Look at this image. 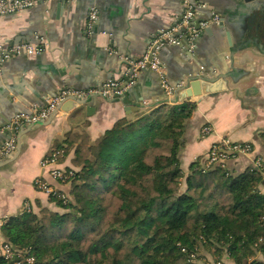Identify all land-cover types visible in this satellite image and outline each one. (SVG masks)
<instances>
[{"label": "crops", "instance_id": "crops-1", "mask_svg": "<svg viewBox=\"0 0 264 264\" xmlns=\"http://www.w3.org/2000/svg\"><path fill=\"white\" fill-rule=\"evenodd\" d=\"M199 1L207 8L198 12L192 28L199 29L201 18L210 19L211 13L221 20L201 31L194 49L189 40L184 42L187 33H180L181 0H52L0 18V42L6 50L33 43L36 37L48 45L43 54L13 55L0 62V148L9 139V124L18 113L46 106L63 89L99 91L109 81L120 83V89L129 82L126 71L130 62L140 60L156 38L167 32L180 37L179 45L159 52L168 82L175 88L171 97L158 73L143 70L122 92L112 91L108 98H93L88 106L59 111L51 122L22 133L16 160L0 168V240H4L2 227L9 220L27 213L26 204L37 215L45 209L64 212L46 193L37 190L34 182L40 178L57 190L70 192L71 185L52 178V167L41 166L42 160L55 151L53 147L63 145L70 133L87 134L93 143L119 120L135 121L165 104L195 102L197 110L186 122L180 152L185 176L192 172L191 165L202 164L212 145L222 139L251 143L253 147L251 155L227 163L232 175L252 168L256 158L264 159V0ZM93 8L98 20L89 32L87 21ZM227 73L233 76L222 79L227 89L188 101L179 99L190 77L218 78ZM207 85L201 81L199 91L205 92ZM206 125L212 126L214 133L204 137ZM18 140L19 134L17 148ZM72 160L70 152L58 168L79 171ZM261 191L264 193V185ZM254 259L264 264L263 254H256ZM203 260L236 264L226 254L222 262L215 263L204 252Z\"/></svg>", "mask_w": 264, "mask_h": 264}, {"label": "trees", "instance_id": "trees-1", "mask_svg": "<svg viewBox=\"0 0 264 264\" xmlns=\"http://www.w3.org/2000/svg\"><path fill=\"white\" fill-rule=\"evenodd\" d=\"M196 110L195 102L165 104L119 120L93 143L70 133L53 148L64 152L59 162L73 152L80 168L73 201L51 198L64 212L10 219L4 239L29 248L35 264H212L204 252L215 263L226 254L263 264L254 257L264 255V174L204 171L200 161L183 173L184 129Z\"/></svg>", "mask_w": 264, "mask_h": 264}, {"label": "built area", "instance_id": "built-area-1", "mask_svg": "<svg viewBox=\"0 0 264 264\" xmlns=\"http://www.w3.org/2000/svg\"><path fill=\"white\" fill-rule=\"evenodd\" d=\"M52 0H0V18L12 15H18L25 11H28L37 5L47 4ZM73 1V0H66ZM183 7V17L180 29H186V35L188 37L190 46L194 49L196 39L200 36L201 31H204L212 25L220 23V16L216 13H211V18L203 20L199 23V29L191 27V22L197 17L198 12L204 8H207V4L201 3L199 0H181ZM98 20V12L93 8L90 12L87 28L89 32H92L96 21ZM177 32V30H176ZM180 44V37H176L173 32H167L161 34L149 47L147 53L137 62H130V68L126 71L129 79V85L135 83L139 73L143 70H151L160 76L162 87L168 97H171L175 88L170 85L167 79V75L164 66L159 58V52L166 47L177 46ZM47 44L44 39L36 37L33 43L19 45L11 50L3 48L0 42V62L5 61L9 56L13 55H40L47 51ZM120 87V83L115 81H109L103 86L101 91L87 90L80 91L72 88L63 89L56 97L48 100L47 105L41 108L34 107L29 112L18 113L12 120L13 134L11 138L4 142L0 148V162L6 159L12 158L17 150V135L19 131L26 126L34 125L42 120H47L56 106L61 102L70 98H86L95 93H103L109 95L115 89ZM11 128V127H10ZM214 133V129L210 125L204 126L202 135L204 137L210 136ZM63 151H54L49 156L45 157L41 166L43 168H51L50 174L53 179L62 185H71L75 178V170L73 169H60L58 168L60 157L63 156ZM253 153V147L251 143H238L229 139H222L212 145L209 152L205 155L202 165L203 170H211L216 167L227 169V163L238 157L251 155ZM254 169L264 174V159L258 157L253 163ZM37 190L46 193L50 198L57 199L63 204L71 202L68 193L62 192L48 185L43 179H36L34 182ZM26 211L30 212V205L26 204ZM0 260L5 264H35V257L32 255L29 248L19 249L14 244L7 240H0Z\"/></svg>", "mask_w": 264, "mask_h": 264}, {"label": "water", "instance_id": "water-1", "mask_svg": "<svg viewBox=\"0 0 264 264\" xmlns=\"http://www.w3.org/2000/svg\"><path fill=\"white\" fill-rule=\"evenodd\" d=\"M199 25V24H198ZM186 32V29H182L180 31V33H184ZM184 42L187 43L188 39L185 37L184 38ZM232 74L231 73H227V74H223L221 75V77L218 78H211V77H206V76H195V77H190V79L187 81L186 85H184L181 89V91H183L184 93H182L180 95V100H186L188 101V99L196 96H201V95H212L213 93L220 91L222 89H227V87L225 86L226 84L224 83V80L227 78H232ZM224 79V80H222ZM201 81H204L206 83H208V85L206 86V91L205 92H201L199 91V84ZM217 82H222V84L217 83ZM210 84V85H209ZM215 84V85H214ZM129 85V83H127L124 87H121L120 89H115L114 91L116 92H122L127 86ZM224 85V86H223ZM101 91V90H100ZM108 98V95H104L103 93H95L93 95H90L86 98H70L67 99L63 102H61L60 104H58L55 108V110L53 111V113L51 114V116L47 119V120H42L39 121L38 123L34 124V125H29L26 127H23L20 131H19V140H18V148L16 150L15 155L12 158L6 159L4 161L0 162V168L5 167L6 165L12 163L13 161L16 160L18 154L20 153V137L23 135L22 133H24L25 130L30 129L36 125H43L44 123L47 122H51L53 120V118L57 115V113L59 111H68L69 112V108L73 107L74 109L79 108L80 106H88L90 104V102L92 101L93 98ZM120 98H123V95L120 96ZM48 106V105H46ZM10 125V130H9V134L10 137L13 134L12 128L14 127L11 123Z\"/></svg>", "mask_w": 264, "mask_h": 264}, {"label": "rangeland", "instance_id": "rangeland-1", "mask_svg": "<svg viewBox=\"0 0 264 264\" xmlns=\"http://www.w3.org/2000/svg\"><path fill=\"white\" fill-rule=\"evenodd\" d=\"M184 182V181H183ZM183 187H184V184H183ZM70 199H71V201H73V198L72 197H70Z\"/></svg>", "mask_w": 264, "mask_h": 264}]
</instances>
